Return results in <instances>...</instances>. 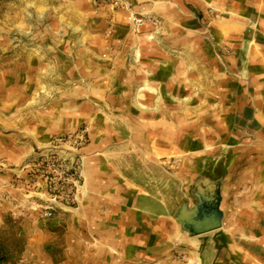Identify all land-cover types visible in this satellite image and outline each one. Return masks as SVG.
<instances>
[{"label": "rangeland", "instance_id": "374dc122", "mask_svg": "<svg viewBox=\"0 0 264 264\" xmlns=\"http://www.w3.org/2000/svg\"><path fill=\"white\" fill-rule=\"evenodd\" d=\"M72 1L0 0V264H264V0ZM71 135L84 183L96 149L164 201L166 234L143 212L128 232L126 205L41 216L24 166ZM204 181L223 223L195 235L176 213Z\"/></svg>", "mask_w": 264, "mask_h": 264}, {"label": "crops", "instance_id": "0c3cea01", "mask_svg": "<svg viewBox=\"0 0 264 264\" xmlns=\"http://www.w3.org/2000/svg\"><path fill=\"white\" fill-rule=\"evenodd\" d=\"M119 1L125 5L122 8H117L118 10L116 13L120 11V14L124 15L128 13V9L126 8L128 2L132 4L133 2L141 3L137 7L143 10L159 13L161 15H166L171 10L170 2H167V0H161L162 2L158 3L157 0H145L148 1L146 3L143 2L144 0ZM72 3H79V6H87L90 14L95 13L105 15L110 12V7L105 2H101L96 5V7L93 4V0H73ZM72 7L73 9H76L74 5H72ZM95 148L98 147L95 146ZM159 149V156H161V147ZM83 150L87 153V148H84ZM88 152H90V149ZM85 173L86 180L78 194V208L86 204L87 201H93L96 208L100 205L101 208H113L112 215L117 214L118 216L124 217L122 214L125 213V222L127 224L128 232L131 231L129 227H131V224L133 223L131 218H135V214L137 212L152 214L156 216L152 222H149V224L151 223L153 227L152 232L156 233L158 236L166 234V228L163 226L168 223L165 212L166 204L164 201L161 203L160 197L155 198L151 196L149 194L150 192H148L149 190L145 188L144 184L129 178L128 174L125 175L120 167L114 162H111L110 164L106 162V159L98 151H96V149L94 155H86ZM210 186L211 182H208L203 189L198 190L197 197L199 200H201L204 193L211 192ZM124 205L127 207L126 211H124V213L121 211L120 213L119 208ZM156 208L158 209L157 212ZM101 221L104 222L103 220ZM109 221L113 222V220H107V222Z\"/></svg>", "mask_w": 264, "mask_h": 264}, {"label": "built area", "instance_id": "2783aa9c", "mask_svg": "<svg viewBox=\"0 0 264 264\" xmlns=\"http://www.w3.org/2000/svg\"><path fill=\"white\" fill-rule=\"evenodd\" d=\"M136 22L141 24L143 19L139 18ZM83 140L84 135L55 140L33 166L31 163L24 166L40 175L33 181V188L38 201L37 204L34 200L35 209H39L43 218H52L60 208H72L78 204V194L84 183V164L80 152ZM67 144L73 145L67 148L69 151L60 149L61 145Z\"/></svg>", "mask_w": 264, "mask_h": 264}, {"label": "water", "instance_id": "95a60500", "mask_svg": "<svg viewBox=\"0 0 264 264\" xmlns=\"http://www.w3.org/2000/svg\"><path fill=\"white\" fill-rule=\"evenodd\" d=\"M207 181L200 184V190L207 185ZM211 192L204 193L200 202L193 208L181 206L176 213V218L192 234H201L222 227L223 212L220 207L221 196L217 184L211 183Z\"/></svg>", "mask_w": 264, "mask_h": 264}, {"label": "bare ground", "instance_id": "6f19581e", "mask_svg": "<svg viewBox=\"0 0 264 264\" xmlns=\"http://www.w3.org/2000/svg\"><path fill=\"white\" fill-rule=\"evenodd\" d=\"M8 78V77H7Z\"/></svg>", "mask_w": 264, "mask_h": 264}]
</instances>
